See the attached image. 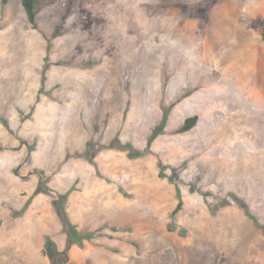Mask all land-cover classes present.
I'll return each instance as SVG.
<instances>
[{
  "label": "rangeland",
  "instance_id": "1",
  "mask_svg": "<svg viewBox=\"0 0 264 264\" xmlns=\"http://www.w3.org/2000/svg\"><path fill=\"white\" fill-rule=\"evenodd\" d=\"M68 2L0 0V264L61 196L68 264H264V0Z\"/></svg>",
  "mask_w": 264,
  "mask_h": 264
},
{
  "label": "trees",
  "instance_id": "2",
  "mask_svg": "<svg viewBox=\"0 0 264 264\" xmlns=\"http://www.w3.org/2000/svg\"><path fill=\"white\" fill-rule=\"evenodd\" d=\"M41 0H22V5L27 14V18L29 22L33 25L34 28H37V21L39 15V6ZM8 0H3V3L6 4ZM72 0H69L66 13L63 17L65 19L69 12L71 11ZM55 37V36H54ZM198 123V117L194 116L185 120L182 126L177 130V133H186L191 131L196 127ZM179 202L172 212V218H174L178 212L182 209L183 201L181 199V195L179 194ZM66 200V196H61L59 201L56 202V207L58 209L60 217L63 219L64 223L67 225V234L68 240L65 249L59 250L56 246L48 241L46 242L43 253L50 260L51 264H68L70 260V251L74 244H78L80 247H84V237L76 232L74 225L70 222L68 214L65 211L64 203ZM90 239V236L88 237Z\"/></svg>",
  "mask_w": 264,
  "mask_h": 264
}]
</instances>
